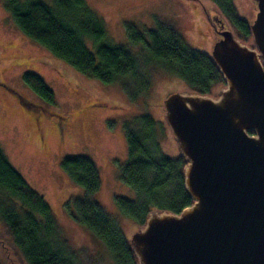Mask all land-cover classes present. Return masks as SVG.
I'll list each match as a JSON object with an SVG mask.
<instances>
[{
  "label": "trees",
  "instance_id": "trees-1",
  "mask_svg": "<svg viewBox=\"0 0 264 264\" xmlns=\"http://www.w3.org/2000/svg\"><path fill=\"white\" fill-rule=\"evenodd\" d=\"M212 1L225 22L237 29V36L248 41L252 36L250 23L238 15L234 1ZM5 7L25 36L83 75L103 83L125 84L140 76L145 78L140 85L146 88L150 71L143 68L138 54L131 49L141 46L191 91L210 95L216 84H225L210 54L189 46L171 22L159 19L149 29L129 23L126 31L130 45H123L107 37L102 18L86 0H51V4L44 0H5ZM90 43L94 50L89 48ZM22 78L46 104H54V91L41 75L25 71ZM23 104L31 107L27 101ZM156 125L149 114L137 115L125 123L128 157L120 177L137 195L135 199L115 196V204L122 216L138 226L145 224L153 209L179 213L193 203L184 185L186 160L162 150ZM60 166L84 191L73 202L71 214L76 221L104 241L115 264H137L117 217L94 197L101 185L96 164L86 156L75 155L64 156ZM0 221V264H18L19 257L25 264H96L82 247L68 243L52 206L10 163L1 146Z\"/></svg>",
  "mask_w": 264,
  "mask_h": 264
},
{
  "label": "rangeland",
  "instance_id": "rangeland-1",
  "mask_svg": "<svg viewBox=\"0 0 264 264\" xmlns=\"http://www.w3.org/2000/svg\"><path fill=\"white\" fill-rule=\"evenodd\" d=\"M44 1L51 4V0ZM86 1L102 18L107 37L123 45H130L127 24L149 29L162 19L173 23L189 46L210 54L212 36L204 10L214 9L224 18L212 0ZM233 1L238 15L252 23L258 11L257 2ZM226 26L238 35L230 22H226ZM240 40L248 43L252 36L248 41ZM88 46L94 50L91 43ZM131 49L138 54L143 68L150 71L146 88L140 85L145 82L140 76L125 84L120 81L106 84L83 75L25 36L6 9L5 0H0V146L29 185L42 193L52 206L68 243L74 248L82 247L96 264L115 263L104 241L71 214L74 199L84 191L61 168V159L83 155L96 164L101 185L94 197L108 213L117 217L122 231L130 239L139 226L122 216L115 204V196L135 199L137 195L120 177L128 157L125 123L140 114L151 115L157 124L162 150L171 157L180 156L164 118L163 100L172 92L191 90L180 77L159 66L161 62L145 47L131 46ZM23 53L37 54L27 59L38 58L26 64L20 60ZM24 71L42 76L54 91L53 105L46 104L30 90L22 78ZM224 85L216 84L210 95L217 97ZM15 91L35 102L34 107L22 104ZM57 121L64 127L63 135L55 128ZM18 259L19 262L15 260L18 264H25L20 257Z\"/></svg>",
  "mask_w": 264,
  "mask_h": 264
},
{
  "label": "water",
  "instance_id": "water-1",
  "mask_svg": "<svg viewBox=\"0 0 264 264\" xmlns=\"http://www.w3.org/2000/svg\"><path fill=\"white\" fill-rule=\"evenodd\" d=\"M255 1L251 42L226 27L213 45L225 81L217 97L163 100L193 203L148 213L129 239L137 264H264V0Z\"/></svg>",
  "mask_w": 264,
  "mask_h": 264
},
{
  "label": "flooded vegetation",
  "instance_id": "flooded-vegetation-1",
  "mask_svg": "<svg viewBox=\"0 0 264 264\" xmlns=\"http://www.w3.org/2000/svg\"><path fill=\"white\" fill-rule=\"evenodd\" d=\"M204 12L206 13V15H205L206 16V24L209 26V31H210V34L212 36V38H211L212 44L214 45L215 41L222 37V34H220V31L224 30L227 27L226 26V22H225V19H223L219 14L215 13L214 9H207V10H204ZM199 13H201V12H199ZM199 17H200V20H202L203 23L205 24V21L203 20L204 16H203L202 13L199 14ZM30 55H34L35 56L37 54H35V53H25L24 54L23 53L21 55V57H20V60H23L24 62L23 61H21V62L28 64L32 60L38 58V57L37 58L34 57V59H32V60L31 59H27L26 57H28ZM11 90H13V89H11ZM15 92H16V94L18 96L19 101L22 104H23L24 101H27V103H29L30 106L31 105L33 106V103H35V102L31 101V100L25 99L19 92H17V91H15ZM23 98H24V100H23ZM62 122H63V119H62ZM55 128H56V130H57V132L59 134L63 135L64 127L62 126L61 122H59V121L55 122Z\"/></svg>",
  "mask_w": 264,
  "mask_h": 264
}]
</instances>
